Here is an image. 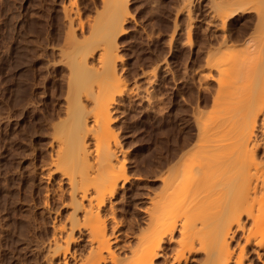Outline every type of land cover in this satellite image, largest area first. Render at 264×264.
<instances>
[{
    "label": "rangeland",
    "instance_id": "rangeland-1",
    "mask_svg": "<svg viewBox=\"0 0 264 264\" xmlns=\"http://www.w3.org/2000/svg\"><path fill=\"white\" fill-rule=\"evenodd\" d=\"M101 1L0 0V264H64L61 261L64 251L58 255L53 253L55 236H52L54 227L69 223L67 216L70 211L72 214L73 207L70 209L69 206L72 203L65 206L70 202L67 180L52 171L50 161L55 147L52 125L58 121L56 114L65 107L69 67L66 62L68 56L64 53L73 40L68 34L71 35L72 31L75 38L84 34L90 38L92 33L88 28L95 25H90L93 20L94 23L100 21L99 16L103 14L104 17H100L105 19L107 13L106 21L115 6L122 3L124 7V0H117L118 5L112 2L113 8L106 2L103 7L108 5L111 8H106L108 12L113 9L108 13L101 6ZM211 1L127 0L126 16L121 14L125 9L119 10L127 21H122L123 32L119 31L118 36L117 31L113 33L117 36L114 45L121 59H116L122 75L120 71L118 73L121 86L126 84L124 87H129L125 88L126 91L133 89L130 92L134 95L126 93L123 88L126 94L121 96L122 100L116 107L118 112L113 114L116 121L112 128L117 132L121 145L118 155L120 159L125 158L129 176V181L112 200L114 202L107 206H113L115 211L114 214L113 210L110 211L114 217L110 216L109 220L112 217L111 228L115 227V235L118 236L117 242L112 241L117 254L122 255L131 244L132 247L136 245L133 242H137L135 237L144 218L142 210L147 197L159 191L161 186V182L152 175H160L166 169L164 162L161 165L159 161L172 157V153H178L176 160L179 155L178 159L187 162L197 159L198 155L193 151L203 135L200 132L203 124L206 128L204 135L217 139L226 136L220 129L221 125L233 124L235 129L229 136L234 137L242 123L253 122L257 106L259 110L262 104L264 106V102L261 104L263 97L259 98L260 101L255 98L258 93L253 85L252 88L245 87L237 78L235 84L230 82L233 86L227 85V78H232L237 72L234 70L230 73L232 76L227 74L228 77L225 73L233 67L229 64L240 62L238 47L242 50L243 41L251 35V30L246 33L249 36L240 37L242 41H235L234 45L238 47H223L221 22L216 18L218 13L212 17L213 10L218 7ZM211 3L215 9L210 7ZM65 6L69 11L75 10L76 15L80 14L82 21L78 22V15L74 17L75 13L71 11V18H75L72 21L70 18L73 28H69V18L66 19L69 17L68 8ZM97 11L103 14L99 13L96 20ZM240 19L233 18L226 27L234 33ZM215 21L220 25L213 24ZM76 23H85L86 27ZM78 38L82 42V37ZM247 48H244V53H251ZM240 55L244 56L243 52ZM90 60L96 62L91 57ZM152 69L157 74H153ZM149 73L155 78L158 75L157 80L154 78L156 83ZM205 75L209 76L208 80ZM147 78H150L148 82H153V87ZM148 92L152 94L151 99ZM144 94L147 95L144 97ZM157 153L162 156L158 157ZM164 155L166 159H163ZM144 157L150 158L149 165H145ZM154 169L158 171L154 172ZM76 232L74 237L78 239L74 240L78 244L70 245L67 264H72L74 257L86 253L89 245L87 239L79 240L80 233ZM173 247L175 245H168L169 253ZM72 248L82 250V253L77 251L79 253L76 252L72 258ZM76 261L78 259L73 263Z\"/></svg>",
    "mask_w": 264,
    "mask_h": 264
},
{
    "label": "bare ground",
    "instance_id": "bare-ground-1",
    "mask_svg": "<svg viewBox=\"0 0 264 264\" xmlns=\"http://www.w3.org/2000/svg\"><path fill=\"white\" fill-rule=\"evenodd\" d=\"M116 1L102 0L101 6L106 5V2L110 3L109 5L112 2H114L112 4L118 5ZM124 1L125 8L122 7V3L119 7L114 5L113 14L106 21L104 20L108 16L107 13H105V19L102 18V20L101 17H104L105 11L102 8L100 10L103 13L97 11L98 14L96 17L94 16L96 20L99 13L103 14V16H99L100 21L97 20L95 23L94 20L91 23L88 21L90 25L95 24L94 26L86 23L87 26H90L88 29L91 28L89 30V33H92L90 38L88 35L84 36L85 34L78 36L82 37V42H79L80 39L75 38L72 31L71 35L68 34L69 39H73L72 44H69L71 42L66 38L69 42H66V45L70 46H67V51L65 50L64 53V56L66 54L68 56H66L68 58L66 62L69 67V74L66 76L68 79L65 78L67 79L65 107L62 112H55L58 121L56 123L54 121L55 124L52 125L53 134H51L55 147L50 163L52 171L54 173L56 171L61 174L63 179L67 180L70 196L68 201L70 198V202L67 201L68 204L65 206L72 203L69 206L70 209L73 208L71 209L72 214L71 211L69 212L71 219L69 215L67 216L70 220L69 223L67 225L63 223L62 227H54L55 234L52 237L55 236V246L51 245L53 248L55 247L54 255L55 253L58 255L63 250L61 261L64 264L68 263L66 258L67 253L70 254V245L78 244L74 240L78 239L74 237V233L78 230L81 236H78L79 240L87 239L89 245L88 248L86 247L87 249L85 248L86 253L74 257V260L78 259L75 264H264L263 99L261 100L263 107L261 106L260 110L256 105L257 110L253 122L251 124L242 123L238 129V135L234 137L229 136L235 129L233 124L221 125L220 129L226 136L218 139L204 135L206 128L203 124L204 127L200 128L203 135L198 139L193 151L198 155L197 159L187 162L178 159L179 155L176 160L178 153H172V157L169 153L170 156L167 159L164 155L165 161L162 158L163 161L157 160L159 163L161 162V165L164 162L163 166H166V169L164 168L165 171L160 172V175H157L158 173L152 175L161 182V186L159 191L152 194L150 192L151 195L147 197V204L142 210L144 218L141 223L138 220L140 227L139 233L135 237L137 242H133L136 245L132 247L131 244V248L129 244V250L122 255L117 254L114 250L113 243L118 240V236L115 235V227L111 228L112 217H114L112 214L115 211L113 206H109L112 208H110L111 210L107 206L114 202L112 200L116 198L121 187L129 181V176L126 171L125 158L120 159L121 157L118 155L119 150L121 152V145L118 135H116L117 132L115 133L112 128L116 121L113 114L118 112L116 107L122 100L120 98L123 94L129 92L134 95L133 92H130L133 89L126 91L125 88H129L128 86L124 87L126 84L121 86V70L118 69L117 64L120 56L114 45L117 42L118 32H123L122 23L127 21L123 18L128 13V8L125 6L127 0ZM212 1L218 7H214L212 3L210 5V7H214H212L213 9L216 8L212 12V15L214 13L212 17L214 18L218 13L216 18L221 22V28H219L223 33L220 37L224 44L223 47L237 46L234 45L235 41L241 40L240 37H243L249 30L252 35L246 34L250 36L243 41L248 46L241 44L242 50L237 46L240 50H238L239 53L243 52L244 54L243 57L239 54L240 59L237 56L238 62L239 60L240 62L238 64L233 62L235 65L228 63L233 67H229L227 64L229 68L225 76H232L233 74L230 75V73L234 70L238 74V77H234L236 74L232 78H227V85L235 84L237 78L245 87L253 85L252 87L258 93L256 99L264 98V0ZM107 7L109 6L107 5ZM111 7L113 8L112 5ZM120 8L125 10L119 12ZM110 9L109 12L112 11ZM71 11L73 14L75 13L74 17L77 15V18L80 17L79 13L76 15L75 10L69 11L68 8L67 16L69 17L66 19L69 18V21L67 20L69 28H73L70 23ZM120 13H124L125 16ZM237 16L241 19L239 24L237 23L236 30L232 28L233 31L235 30L233 33L230 28H227L229 27L227 23L230 24L235 17L238 19ZM74 17L71 18V21L75 20ZM78 24L79 26L85 25V23L84 25ZM213 24L218 25L216 21ZM115 31H117L116 37L113 34ZM245 47H248L247 50L251 53H244ZM95 53L98 55L97 58H95ZM90 57L96 62H92ZM156 68L158 69V66ZM154 69L151 72L157 74ZM231 69L233 70L231 71ZM149 74L153 81L158 77V75L155 78L154 75L152 77V73ZM205 76L208 80L209 76ZM151 83L149 85L153 87ZM145 92L147 93V90ZM149 94L151 99L152 94ZM145 95L147 94L143 96L145 97ZM146 98L150 100L149 97ZM54 144L52 145L54 146ZM160 154L158 157L162 156ZM154 157L156 158V155ZM145 159L147 163L144 164L149 165L150 158L146 157ZM157 161L155 160L156 164ZM161 165L159 166L161 167ZM155 169L154 172H157L158 169L157 171ZM49 171L51 170L49 169ZM151 171L153 172V170ZM64 198L63 200H65ZM110 211L113 213L111 214ZM110 216H112L111 220H109ZM68 219L66 220L68 221ZM76 234L78 233L76 232ZM113 240L114 242H112ZM171 244L175 247L169 253L168 245ZM72 249L71 251H74L73 258L74 255H77L75 253L80 250ZM81 251L80 253H82ZM197 255L200 256L197 257ZM160 259L163 261L159 262ZM73 262L71 263L74 264Z\"/></svg>",
    "mask_w": 264,
    "mask_h": 264
}]
</instances>
